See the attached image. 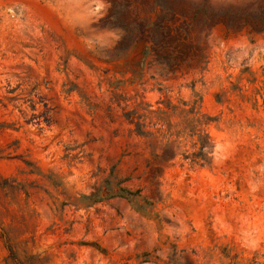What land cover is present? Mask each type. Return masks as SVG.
Instances as JSON below:
<instances>
[{"label": "rangeland", "instance_id": "374dc122", "mask_svg": "<svg viewBox=\"0 0 264 264\" xmlns=\"http://www.w3.org/2000/svg\"><path fill=\"white\" fill-rule=\"evenodd\" d=\"M0 264H264V0H0Z\"/></svg>", "mask_w": 264, "mask_h": 264}]
</instances>
